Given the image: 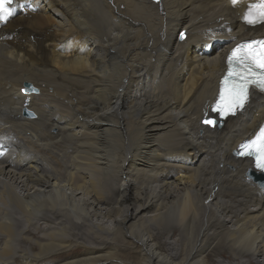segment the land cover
I'll return each instance as SVG.
<instances>
[{"label":"bare ground","instance_id":"1","mask_svg":"<svg viewBox=\"0 0 264 264\" xmlns=\"http://www.w3.org/2000/svg\"><path fill=\"white\" fill-rule=\"evenodd\" d=\"M13 7L0 25V264H264V189L235 157L264 92L205 123L229 49L264 36L242 23L245 3Z\"/></svg>","mask_w":264,"mask_h":264},{"label":"snow or ice","instance_id":"2","mask_svg":"<svg viewBox=\"0 0 264 264\" xmlns=\"http://www.w3.org/2000/svg\"><path fill=\"white\" fill-rule=\"evenodd\" d=\"M238 2L239 0H232L233 5ZM13 4L14 0H0V25L14 15ZM242 19L251 26L264 24V0L250 3ZM227 65L228 71L222 82L217 106L213 109L221 116L242 108L252 86L264 91V40L238 44L227 57ZM205 123L214 125L215 121L206 120ZM237 155L252 158L256 169L264 172V127L252 139L238 146Z\"/></svg>","mask_w":264,"mask_h":264},{"label":"water","instance_id":"3","mask_svg":"<svg viewBox=\"0 0 264 264\" xmlns=\"http://www.w3.org/2000/svg\"><path fill=\"white\" fill-rule=\"evenodd\" d=\"M25 88L23 91L31 92V93H36V90L32 87L31 84L25 83ZM23 115L26 117H32L33 114L28 111L27 109H23ZM249 176L259 185L264 187V173H259V172H254L250 171Z\"/></svg>","mask_w":264,"mask_h":264},{"label":"rangeland","instance_id":"4","mask_svg":"<svg viewBox=\"0 0 264 264\" xmlns=\"http://www.w3.org/2000/svg\"><path fill=\"white\" fill-rule=\"evenodd\" d=\"M17 13H18V12L16 11L15 14H17ZM31 119H32V118H31ZM158 174H159V173H158ZM158 176H159V175H158ZM123 178H125V175H123ZM123 208H124V205H122V207L120 206V212H122V209H123ZM114 217L116 218V217H118V216L116 215V216H114ZM112 220H113V218H107L108 225H110V224L112 225V224H113V223H112ZM176 237L178 238L179 236H176ZM21 244L23 245L24 243H21ZM76 249H77V248H76ZM76 249H75V251H76L75 253H80V250H79V249L76 250ZM209 249H210V248H208V250H209ZM34 250H35V249H34ZM208 250H207V251H208ZM255 264H258V263H255ZM259 264H261V263H259Z\"/></svg>","mask_w":264,"mask_h":264}]
</instances>
